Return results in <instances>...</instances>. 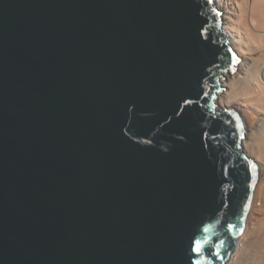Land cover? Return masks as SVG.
I'll return each instance as SVG.
<instances>
[{
  "label": "water",
  "instance_id": "95a60500",
  "mask_svg": "<svg viewBox=\"0 0 264 264\" xmlns=\"http://www.w3.org/2000/svg\"><path fill=\"white\" fill-rule=\"evenodd\" d=\"M221 15L0 0V264L227 263L258 166L239 111L215 104L240 61Z\"/></svg>",
  "mask_w": 264,
  "mask_h": 264
},
{
  "label": "bare ground",
  "instance_id": "6f19581e",
  "mask_svg": "<svg viewBox=\"0 0 264 264\" xmlns=\"http://www.w3.org/2000/svg\"><path fill=\"white\" fill-rule=\"evenodd\" d=\"M213 1L215 5L218 7V9L222 11L221 25L229 45L233 49L235 47L238 50L237 53L238 56H240L239 54L242 55L246 54L245 56L246 59L243 58L241 59L240 56V61L238 62L235 71L222 73L220 79L221 90L218 92V94H220L226 86L230 85V87H232L231 85L234 84V82L235 83L239 82L238 84H240L241 74H243L242 78L247 77V79L249 75L252 76L251 78L254 80L255 87H257V91H255V94L252 92L253 94L251 95L253 97L249 101L248 99L247 100L242 99V101L239 102V105L237 103V105L240 106V108L238 107L236 108L240 113L241 120L243 121L246 130L241 146L243 151H244L243 148H249L251 150H254L259 156H261L264 159V53H263V59L260 62H258L257 60H252L250 59V57H247L248 54L253 52L254 48L257 49L256 47L259 45V41H260V45H259L260 47L259 46L258 47L260 49L264 48V0H213ZM252 38L254 39L253 41L254 43L252 42L253 40ZM235 85L237 84H234V86ZM218 94L216 98L218 97ZM223 98L228 99V97L226 98L223 97ZM224 99L222 100L223 102ZM222 101L219 100L217 106V99H215L216 108L220 106L227 107L225 106V104H223ZM248 112L251 115H253L254 118L256 119L253 123V129H252L253 131L251 132L248 130L247 127L248 125L246 126L244 122L245 120L243 118L244 114ZM248 157L252 158V156L249 155ZM257 159L258 158L256 155L253 160L256 162L259 170L260 166L258 162H260L261 160H257ZM246 225L247 222L245 223L242 232L238 236L235 249L231 253V256L226 264H260L261 262H263L261 261L260 263H257L256 261L250 258L251 260L250 259L240 260L241 262L239 263L235 258L238 249L241 247V240L242 238H244L243 233H245L244 229L247 227ZM241 249L242 248H240L239 250ZM258 260L260 259H257V261Z\"/></svg>",
  "mask_w": 264,
  "mask_h": 264
},
{
  "label": "rangeland",
  "instance_id": "374dc122",
  "mask_svg": "<svg viewBox=\"0 0 264 264\" xmlns=\"http://www.w3.org/2000/svg\"><path fill=\"white\" fill-rule=\"evenodd\" d=\"M253 41H254V39L252 40V42ZM259 45H260V41H259ZM258 46L256 47L257 49L254 48L253 52L248 54L247 57H250V59L257 60L258 62H260L263 59L264 48L260 49L259 48L260 46L259 47ZM234 49L238 53V50L235 47H234ZM239 55L241 56V59L242 58L246 59L245 58L246 54L245 55L239 54ZM247 61H250V60H247ZM242 76H243V74H241L240 84H238L239 82H237V83L234 82V84H237V85L234 86V84H232L231 85L232 87H230V85H228L224 88V90H222V92L220 94H218V97L216 98L217 99V106H218L219 100L222 101L224 99L223 97H225V98L228 97L229 100L226 98V99H224V102L222 101L223 104H225V106H227V107L232 106L234 108H237V107L240 108V106H238V105H239V102L242 101V99H244V100L248 99V101H249L253 97L251 94H253V93L255 94V91H257V87H255L254 80L251 78L252 76L249 75L248 79H247V77L242 78ZM242 79H244V80H242ZM247 80L248 81L250 80V81L248 82ZM237 103H238V105H237ZM243 118L245 120L244 122H245L246 126L248 125L247 126L248 130L250 132L253 131L252 130L253 129V123L256 120L254 118V116L248 112V113L244 114ZM243 149H244V152H246L249 156H252L253 159L257 155V158H258L257 160H261V161L258 162L260 167L258 170L257 181H256V185H255L253 204H252V207H251V209L247 215V219H246V222H247L246 226L247 227L244 229L245 230V233H243L244 238H242V240H241V247L240 248H242V249L241 250H239L240 248L238 249L239 252L237 251V255L235 256V258L237 259V261L239 263L241 262L240 260L251 258L254 261H256L257 263H260L261 261H263L260 263V264H262V263H264V249H262V248H264V244H263L264 243V241H263V239H264V159L261 156H259L254 150H251L249 148H243ZM253 253H255V254H253ZM258 253H260V254H258ZM237 256H239V257H237ZM257 259H260V260L257 261Z\"/></svg>",
  "mask_w": 264,
  "mask_h": 264
},
{
  "label": "snow or ice",
  "instance_id": "6c2138e0",
  "mask_svg": "<svg viewBox=\"0 0 264 264\" xmlns=\"http://www.w3.org/2000/svg\"><path fill=\"white\" fill-rule=\"evenodd\" d=\"M211 2V0H209ZM235 60V57L233 58ZM236 63H238V60H235ZM234 70V69H233ZM233 227H236L235 225H230L229 230H231ZM203 231L207 232L209 231V228L205 227ZM242 231V230H241ZM207 243V239L205 238L204 240H199V239H194L192 242L191 246V252L194 253L196 256L200 257L202 255V252L204 250V245ZM222 244V242H221ZM212 255L219 256L218 253H211ZM196 264H199V261L196 262Z\"/></svg>",
  "mask_w": 264,
  "mask_h": 264
}]
</instances>
